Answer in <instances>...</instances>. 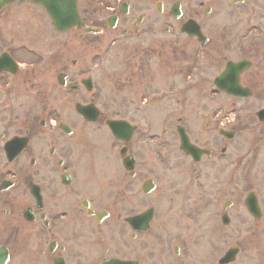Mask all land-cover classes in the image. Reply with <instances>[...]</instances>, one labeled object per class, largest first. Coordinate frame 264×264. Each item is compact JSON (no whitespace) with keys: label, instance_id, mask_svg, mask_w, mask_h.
<instances>
[{"label":"flooded vegetation","instance_id":"af4514ba","mask_svg":"<svg viewBox=\"0 0 264 264\" xmlns=\"http://www.w3.org/2000/svg\"><path fill=\"white\" fill-rule=\"evenodd\" d=\"M31 5L40 13L24 9ZM78 6L86 24L102 29L83 51L79 41L42 39L45 28L61 31L48 26L38 3L17 0L0 10V264H264V0ZM8 14L12 24L2 25ZM160 20L165 33L186 40L174 44V68L191 77L193 60L203 59L197 95L217 101L202 142L182 122L170 134L144 131L138 113L156 95L109 103L117 54L106 60L117 43L126 61L141 56L127 68L151 91ZM112 120L124 121L121 130ZM179 127L202 149L197 160L180 148ZM171 159L174 168L186 162L182 188L160 178ZM190 190L199 196L188 199ZM143 197L154 202L142 208ZM204 213L212 219L192 222Z\"/></svg>","mask_w":264,"mask_h":264},{"label":"rangeland","instance_id":"374dc122","mask_svg":"<svg viewBox=\"0 0 264 264\" xmlns=\"http://www.w3.org/2000/svg\"><path fill=\"white\" fill-rule=\"evenodd\" d=\"M26 11H29L33 14L40 13L38 11V8L34 5H31L30 7L24 8ZM2 25L5 24V26H10L11 20L13 19L10 14L6 15L3 18ZM91 19L87 18V21ZM51 20L48 18L49 27H51ZM94 28H97L93 26ZM99 28V27H98ZM95 34V35H94ZM99 34V35H96ZM42 39L46 42L51 43H59V42H66L68 39L69 41H79V45L81 48V51L85 47L84 44L87 42L94 40L96 42H99L101 40L102 35H100V32L98 33H90L86 34L83 30L80 32L76 31H68V32H61L56 33L51 28H45V32L41 34ZM35 36V35H34ZM70 36V37H69ZM103 38H106L103 36ZM142 39V38H141ZM141 39L137 40L141 41ZM147 37H143V41H147ZM123 41V40H122ZM131 42V40H130ZM132 42H136V40H132ZM175 42H181L183 45L186 42L185 39H180L178 36L170 35L168 33H165L162 29L161 20L160 22L156 23V81H154V84H151L149 92L147 86H143V83L137 81H132L131 78V69L127 68L128 64H135L141 61L140 55H132L130 60V63L127 60L129 55L124 56L122 52V47H120V44H116L112 48V55L109 56V59L106 60V62H110L113 57L117 54V57L112 62V66L116 69H119L117 72V77H114L112 80V87H110V93H109V103H113L115 105L116 97L121 95L125 96L129 100V104H132L133 101H136L138 98V95L140 92H146V94L150 95H156V101H154V104H151V107L148 108L147 105L143 104V112L138 113V120L140 121L143 127L145 128L144 131L147 132V129L150 128L152 131L157 133H162L164 129H167L169 134L173 133L174 130V124L181 121L184 124H187L190 126L192 132H194V135L197 136L198 141L202 142L201 137V130L203 129L205 131L206 125L212 121V109L215 105L214 103L217 100H213L210 96L204 95V96H198V92H202L201 89L204 84H202V72L200 71L203 59L199 57V59H194L193 62H196L198 64V68L195 70H192L191 77H187V74L184 72L189 71V69L184 70L183 72L178 71L179 69H185L181 65L180 67H175L172 65V62L170 60L171 58V52L175 49L174 44ZM105 43V42H104ZM107 43V40H106ZM105 43V44H106ZM133 43V44H134ZM148 43V42H147ZM132 44V45H133ZM181 44V45H182ZM131 45V46H132ZM127 57V58H126ZM104 62H102L103 64ZM101 64V63H100ZM213 71H209L208 73L211 74ZM207 74V73H206ZM209 74V76H210ZM190 83H192V87L189 93H183V90L188 86ZM150 84V83H149ZM105 88V87H104ZM113 88V90L111 89ZM194 89V90H193ZM201 89V90H199ZM62 98H66L65 96H62ZM187 100H186V99ZM120 99V98H119ZM186 101H185V100ZM186 102V104H185ZM70 104L67 103V107ZM127 116H130L131 118L135 119V114L133 115L131 112L127 113ZM211 119V120H210ZM136 120V119H135ZM213 123L211 126L212 127ZM207 127V132L211 129ZM210 130H209V129ZM247 133L242 134V138L246 136ZM210 135V134H209ZM208 136V135H207ZM171 138V136L169 135ZM209 138L212 137V135L208 136ZM177 143V142H176ZM147 145V144H146ZM170 147V146H169ZM168 146H165V148H162V150H168ZM171 151V149H170ZM174 152V151H173ZM168 151L165 152L167 154ZM175 154H179V152L175 149ZM261 157H264L263 154ZM182 159V157H176V162L178 160ZM171 160H168L167 163L161 164L163 168L160 169V178H162L163 183H166V186H170L171 183H174L176 185H180L182 188L185 185V182L187 181V173L185 170L186 162L180 163V165L174 168V166L171 163ZM152 161H148V159L145 161V167L151 164ZM264 165L263 160L261 161V166ZM183 166V167H182ZM151 174V173H150ZM147 173L143 176L145 178ZM153 176V175H151ZM174 180V182H172ZM161 181V185H164ZM194 188V187H193ZM200 193V192H199ZM199 194L196 191L190 190L188 194V199H192L195 197H198ZM167 198V199H166ZM163 198L162 200L165 201V203L161 204V215L164 217L165 215L169 214V208L171 205L170 197ZM143 201V207H147L149 204L154 202L153 199H149V197H143L141 200ZM161 203V202H160ZM198 219V221L196 220ZM211 215H207V213L200 214L196 218L194 217L193 221L194 223H198L199 225L202 224L201 222H206L207 220H211ZM201 221V222H200ZM209 249V247H208Z\"/></svg>","mask_w":264,"mask_h":264},{"label":"water","instance_id":"95a60500","mask_svg":"<svg viewBox=\"0 0 264 264\" xmlns=\"http://www.w3.org/2000/svg\"><path fill=\"white\" fill-rule=\"evenodd\" d=\"M14 0H0V7L4 4L11 3ZM36 2L42 3L50 14L53 24L60 30H69L73 27H83L85 33H98L100 30L91 26H87L84 23L82 16L78 11L77 0H34ZM118 121H112V124L117 126ZM181 133H184V130L181 128ZM183 142L182 147L187 152H195L196 147H193L192 144L188 142V139L185 136H182ZM153 187L152 182L146 184V188L151 190Z\"/></svg>","mask_w":264,"mask_h":264}]
</instances>
